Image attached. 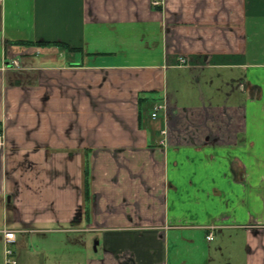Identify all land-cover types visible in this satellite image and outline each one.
Here are the masks:
<instances>
[{
	"label": "crops",
	"instance_id": "0c3cea01",
	"mask_svg": "<svg viewBox=\"0 0 264 264\" xmlns=\"http://www.w3.org/2000/svg\"><path fill=\"white\" fill-rule=\"evenodd\" d=\"M161 2L0 0V264H264V0Z\"/></svg>",
	"mask_w": 264,
	"mask_h": 264
},
{
	"label": "rangeland",
	"instance_id": "374dc122",
	"mask_svg": "<svg viewBox=\"0 0 264 264\" xmlns=\"http://www.w3.org/2000/svg\"><path fill=\"white\" fill-rule=\"evenodd\" d=\"M124 46H116L115 51L119 57H117L114 61L115 63H123L124 61L128 64H140L145 65L148 63V57L145 55L146 46L145 42L142 40L131 39L125 41ZM120 51L127 54L126 57L120 56ZM157 57V53L155 52L153 58ZM98 63H102L100 60ZM232 233L214 235V241L207 244L206 240L201 239L200 242H197V246L192 251L194 255V260L201 264L203 262V250L210 247L212 249L211 257L206 262V264H243L244 261V246L243 241L240 240L239 237L236 239L231 235ZM217 235V237H216ZM224 235V236H223ZM206 239V238H205ZM95 242L91 243V247L94 251L96 248ZM196 252V253H195Z\"/></svg>",
	"mask_w": 264,
	"mask_h": 264
},
{
	"label": "built area",
	"instance_id": "2783aa9c",
	"mask_svg": "<svg viewBox=\"0 0 264 264\" xmlns=\"http://www.w3.org/2000/svg\"><path fill=\"white\" fill-rule=\"evenodd\" d=\"M152 4L154 6H158V5H161L162 2L161 0H152ZM160 106H157L154 110V112L152 113V117L155 118L157 116V112L160 110ZM3 147V134L2 132L0 131V150L1 148ZM4 238H5V243H12L15 241V236H14V232L13 231H6L4 233ZM213 238L212 236V233L208 234L207 236V240L208 241H211ZM5 262L6 264H15L16 261L12 258L13 256V251L8 247L6 246L5 247Z\"/></svg>",
	"mask_w": 264,
	"mask_h": 264
},
{
	"label": "trees",
	"instance_id": "16d2710c",
	"mask_svg": "<svg viewBox=\"0 0 264 264\" xmlns=\"http://www.w3.org/2000/svg\"><path fill=\"white\" fill-rule=\"evenodd\" d=\"M43 45H50L49 43H40ZM66 49L72 50L69 47ZM147 99L144 98L143 96L138 97V104L140 105L142 102L146 101ZM140 117V116H139ZM90 150H88L87 154H84V162H83V190H84V203H89L90 198H91V192H90V163H89V155Z\"/></svg>",
	"mask_w": 264,
	"mask_h": 264
}]
</instances>
